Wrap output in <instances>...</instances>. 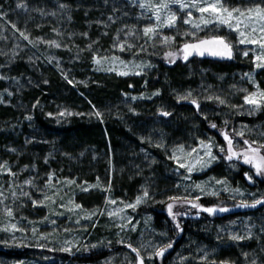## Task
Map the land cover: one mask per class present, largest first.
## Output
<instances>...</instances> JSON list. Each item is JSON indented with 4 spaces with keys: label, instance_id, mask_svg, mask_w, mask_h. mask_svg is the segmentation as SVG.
Wrapping results in <instances>:
<instances>
[{
    "label": "rangeland",
    "instance_id": "rangeland-1",
    "mask_svg": "<svg viewBox=\"0 0 264 264\" xmlns=\"http://www.w3.org/2000/svg\"><path fill=\"white\" fill-rule=\"evenodd\" d=\"M74 1L79 4L75 6V12L80 8L79 11L83 12L81 23L80 18L75 21V12L64 0H0V14H4L0 15V108L8 107L13 115H10V118L18 119L21 114L26 113V120L31 117L28 119L31 121L34 108L40 110L42 107V104L37 102L42 101L46 115L51 119L64 121L73 113L86 117L89 115L79 97L88 101L87 95L94 94L97 88L118 83H123L119 89L121 98L104 102L105 104L100 106V109L112 118L118 119L121 111L134 115L144 102L154 105L156 110L164 109L165 112L171 113L167 107L168 97L171 95L180 100L179 97L189 91L192 98L198 100L201 118L196 119V115L192 114L188 117L180 115L189 128L173 136L171 133L177 132L176 126L167 120V116L165 121H153L154 125L165 126L171 131H165V143L156 141V144L162 145L158 147L159 150L165 151L167 187L152 195L151 186L153 189L157 186L154 181L149 187L145 181H140L141 187L136 193L131 194L125 190L124 197L113 195L111 181L117 170L115 171L110 162L103 170L104 179L98 176L94 181H80L65 179L53 173L43 176L36 168L31 169L22 163L20 154L11 156L0 166V245L25 246L33 250L24 259L2 260L1 263L135 264L136 257L126 246L131 243L146 257L145 264H155L157 257L152 260L147 257L153 254L156 248L165 246L170 237L162 217L156 218L143 206L163 202L170 196L188 197L192 200L199 196L200 199L196 201L198 204L204 207H223L229 211L209 214L183 202H169L174 204L173 213L183 210L194 216L205 217L201 224L202 241L196 243V248L189 243L185 245L187 250L173 252L172 257L169 255V264H209L219 259L231 264H252L253 261L255 264H264V206H239L242 201L251 203L254 199L264 196V185L260 183V179L264 178L253 175L254 183L248 179L243 181L238 176L239 164L251 169L252 167L243 163L242 159L234 158L228 161L227 153L219 150L227 146L222 131L228 132L232 137L236 151H243L247 147L242 142L244 139L264 143V120L251 124L242 119L264 111V108L253 110V106L245 104L243 99L246 94L257 91L256 84L260 90H264V82L260 76L264 69H256L253 63L259 49L255 45H239L237 33L230 32L226 26L210 25L203 30L193 29L190 24L183 23L187 18L186 10H181L175 5L170 9L178 17L175 25L163 26L164 13H161V27L153 40L143 36V28L154 26L158 22L153 12L139 6L142 0H89L83 5L81 0ZM160 2L161 0H152L153 4ZM223 3L230 8L243 7L250 6L255 0H223ZM18 4L25 7H17ZM60 4L68 7L60 9ZM41 10L44 14H41ZM52 12L56 15L49 14ZM199 15L193 10L194 19H198ZM205 15L207 17V14ZM13 24L16 28L12 27ZM20 31L25 32L29 40L36 42L35 46L21 37ZM186 32H195L196 35L186 36ZM207 35L223 36L233 45L234 55L229 73L215 82L213 79L218 76L212 72L214 66L204 65L197 69L201 72L200 76L190 78L189 75L191 76L195 69L193 64L188 65L184 68L188 74L187 82L180 87L166 86L167 95L165 99H161L162 89H150L151 81L156 80L153 75L158 68L152 57L162 53V57L170 59L166 54L177 53L180 47L177 49L176 44L179 42L182 45ZM165 36L175 37V40L164 42L162 38ZM52 40L57 41L61 47L56 48L46 43ZM119 44H125V50L121 51ZM88 45H91L90 49ZM127 45L133 47L128 48ZM244 51L248 52V56L243 55ZM94 57L100 58L99 65L94 62ZM113 57L117 59L113 60ZM182 59L181 54L175 58V62ZM122 71H128L129 74L119 75ZM65 76L73 83L69 84ZM249 76L252 77L251 80ZM30 95L34 106L28 108L22 96L29 98ZM209 96L213 99H207ZM215 97L224 99L226 103L220 104ZM159 99L162 102H159ZM46 100L52 104H45ZM93 110L98 111L95 108ZM61 112L64 115H60ZM204 117L216 120L219 127L206 128L201 121ZM98 119L102 121L101 117ZM225 121L228 123L225 124ZM241 130L245 133L243 137L236 135V132ZM151 133L154 136V130ZM201 140L213 144V155L217 159L211 166L199 170L197 165L188 173L186 169L180 168L175 160L169 158L175 151L182 162H194L198 155H203L199 148ZM152 141L144 137L140 140L149 145ZM180 146H183V153L179 150ZM192 148H197V153L188 156L187 153ZM85 153L81 154L80 158H84ZM98 158L102 159L101 156H95L96 160ZM151 163L153 165L156 162L143 155L142 169H146ZM217 165L221 166L219 170L209 172ZM9 169L14 175L9 174ZM123 171L118 170L119 175H122ZM253 173L254 169L252 173L249 172L250 175ZM217 180L226 183L217 184ZM198 184L206 191L197 189ZM85 188L88 190L84 191ZM145 189L149 193L147 198H143L134 209L126 207L128 204H135L137 197H143ZM235 189H239V193L235 192ZM207 198L213 199L217 205L207 206L203 205V201L200 202ZM113 200L116 201L115 204L111 203ZM77 204L82 207L75 208ZM7 210H11V216ZM121 225L123 227H120ZM96 226L101 229L100 235L94 231ZM232 235L244 236L245 239L234 241L230 239ZM249 235L251 238H248ZM37 249L60 252L72 257L89 250L108 252L98 260L79 263L57 259L51 252L38 254L35 252ZM222 254L225 258L221 257ZM165 255L166 253L163 259Z\"/></svg>",
    "mask_w": 264,
    "mask_h": 264
},
{
    "label": "trees",
    "instance_id": "trees-1",
    "mask_svg": "<svg viewBox=\"0 0 264 264\" xmlns=\"http://www.w3.org/2000/svg\"><path fill=\"white\" fill-rule=\"evenodd\" d=\"M64 1L73 9V12H75V6L78 3L74 0ZM81 1H83L81 4L83 5L89 0ZM256 2H259V0H255V3ZM79 10H81V8L78 9V12H75L74 19L75 21L80 20L79 23H81L83 12ZM207 37L211 36H205V38ZM198 38H204V36ZM180 46V42L176 44L177 49H179ZM152 58L154 62L158 64V68L153 75L156 80L154 79L151 81L150 89H162L163 96L161 99H165V96L167 95L166 86L172 85V87H180L183 83L187 82L188 74L184 68L188 65L193 64L195 69L194 73L191 76L189 75L190 78L200 76L201 72L197 70L199 66H214L212 72L218 76L213 79L215 82L223 79V77L229 73V69L232 68L231 61L219 63L200 58H192L186 62L178 60L171 64L169 63V59L162 57V53L160 55L157 54V56H153ZM260 74L261 79L264 82V70L261 71ZM206 76L208 77V74ZM122 84L123 83H118L97 88L96 91H94V94L87 95L88 101L79 97L87 110V115H89L86 117L80 116L79 113H73L64 121L51 119L46 115L47 113L43 106V101L38 102L42 104L40 110L34 108V114L31 121H28V119L26 120V113L21 114L18 119L10 118V115H12L10 114L11 110L8 107H1L0 166L8 161L11 156H18L20 154L22 163L31 169L36 168L43 174V176H48L53 173L65 179L94 181L98 176L104 179L103 170L110 162L111 165L114 166L115 171L117 170V173H115V176H113V180L111 181L113 195L116 194L118 197H124L123 192L125 190H128V193L131 194L136 193L140 189L139 187H141L140 181L142 183L145 181V184L147 183L148 187L149 185H152L151 182H156L157 186H155L154 189L152 186L150 188L151 195L165 190L167 187V181L165 179V151L163 149L159 150L157 147L159 143L156 144V141H159L160 144L161 142L165 143V131L170 133L171 130L165 128V126L154 125L153 123L156 119L159 121H165V116L161 115V112H165L164 109L156 110L154 105L149 102H144V105L139 107L134 115H130L128 112L120 110L121 113L117 116L118 119L108 116L107 113L100 109V106H103L107 101H116L121 98L119 89ZM31 95L29 98L28 96H22L24 104L28 108L34 106L30 99L32 98ZM73 95L76 96L75 92H73ZM159 102H162V100L159 99ZM45 104L52 103L46 100ZM167 104V107H169V111L171 112V115L167 116V120L172 122L177 130V132L173 131L174 133H171L172 136L179 135L181 134V131H186V129L189 128L186 121H183L180 118V115H187L188 117L189 114H192L196 115V117H194L196 119L197 117L201 118L200 109L197 110L195 106L188 101H180L170 95ZM92 105L102 114V121L96 117ZM242 119L247 120V122L251 124L262 122L264 120V111L258 115L242 117ZM201 121L202 125L206 128H209V123H214L219 127L216 120L212 121L211 119H204ZM152 130H154V136L151 133ZM158 133H160V135H158ZM143 137L145 139L153 140L152 144L149 145L140 142ZM84 153L85 157L80 158V155ZM143 155H147L156 163L153 165L151 163L146 169H142L141 158ZM95 156H101L102 159L99 160L98 158L96 160ZM94 160H96V162ZM220 168L221 166L217 165L209 172L219 170ZM118 170H124L123 174L119 175ZM249 172L252 173L250 167L239 164L238 176L243 181H245V179L247 180L245 173ZM260 183L264 185V179H260ZM202 201L203 205H217L213 199L207 198L200 202ZM169 202L171 201L166 198L163 202L150 203L143 206L144 209L151 212V214H154L156 218L162 217L163 221H165L170 237L167 244H172V247L165 251V259L157 257L154 262L155 264H169L173 252H183L184 249L187 250L188 247L185 245L189 243L196 248V243L202 241L201 224L205 217L202 215L194 216L180 210L173 213L177 216L176 221H173L167 211V204ZM177 222H179L180 227L183 229L182 231L176 228ZM94 231L98 235L101 234V229L97 226ZM32 250L33 249L25 246L0 245V264H2V260L24 259L30 255ZM35 252L38 254H49L51 251L37 249ZM107 252L108 251L106 250H89L84 254L74 257L60 252L51 253L52 255H55L57 259L82 263L103 258L106 256ZM218 257L220 258L219 255ZM221 257L225 258V255L222 254ZM214 262L215 264H231L226 261H220V259L214 260ZM209 264H212V262Z\"/></svg>",
    "mask_w": 264,
    "mask_h": 264
},
{
    "label": "snow or ice",
    "instance_id": "snow-or-ice-1",
    "mask_svg": "<svg viewBox=\"0 0 264 264\" xmlns=\"http://www.w3.org/2000/svg\"><path fill=\"white\" fill-rule=\"evenodd\" d=\"M178 6L181 10H186V19L183 20L184 24H190L191 27L195 30H203V28H207L210 25H215L216 27L226 26L230 32H235L238 35L237 43L239 45H255L256 48L259 49V53L255 55L253 63L255 65L256 69H264V0H259V2L252 3L250 6H237V7H228L223 3V0H161L159 4H153L152 0H142L140 3L141 8H146L148 11L153 12L155 15V19L158 22L154 26H146L143 28V36L148 37L149 39L155 40L158 35V29L161 27V21L162 16L161 13H164L162 24L163 26L167 27H173L177 20V15L172 12L170 9L172 6ZM17 7H25V5L18 4ZM68 6L65 4H60V9H66ZM193 10L198 12L200 15L198 19L193 18ZM41 14H44L41 10ZM50 15L55 16L56 13L52 12L49 13ZM207 14V17L206 15ZM4 15V14H0ZM111 20L112 18L109 17ZM13 28H16V25H12ZM19 31V29H17ZM54 31H56L54 29ZM59 34V33H58ZM106 34V33H105ZM86 35V34H85ZM184 35H192L195 37L196 33H184ZM20 36L23 37L25 40H28L29 43L33 44L35 46L34 41L29 40V37L25 35V32L20 31ZM118 38V37H117ZM164 42L168 41H174L175 37H163L162 38ZM46 43L49 44V46H54L56 48H60L61 45L55 41H47ZM120 50H125L126 45L125 44H119L118 45ZM128 48L133 47L132 45H127ZM88 48H91V45H88ZM143 47L141 46V51H143ZM221 57V58H233V45L226 40L223 36H211L207 38L198 39L195 42H186L182 45V47L179 49L177 53L168 52L166 56L169 59V62L174 63L175 58L180 56L182 54V58L187 61L189 56L192 54H197L200 56H203L205 54ZM244 56H248V52H243ZM107 59V58H104ZM113 60L117 59L115 57L112 58ZM94 62L96 64H100V58L94 57ZM123 64V62H121ZM125 67H127L125 65ZM119 75H128V71H122L118 73ZM140 74V73H135ZM65 79H68L67 76H65ZM249 79L251 80L252 77L249 76ZM47 83V81H45ZM68 83L72 84L73 81L68 79ZM257 91L248 93L244 96V103L247 105L253 106V110H260L264 108V90L259 89V85H255ZM243 91L247 92L246 89H243ZM159 93H155V95H158ZM180 100H189L192 105L195 106L197 110H199L200 105L198 103V100L196 98H192V93L189 91L185 95H182L179 97ZM207 99H213V97L209 96ZM215 99L220 104H225L226 101L220 97H215ZM38 103V102H37ZM71 115L72 113H68ZM251 114V112L249 113ZM51 115V114H49ZM60 115H64L63 112L60 113ZM95 115L100 118L101 113L99 111L95 112ZM161 115L163 116H169L171 113L169 112H161ZM207 119V117H204ZM28 119H31V117H28ZM228 121H225V124H227ZM212 128H216V124L210 125ZM223 135V138L225 141H227L226 148L221 147L219 150L222 153H227L226 159L228 161H232L234 158L239 160L242 159L243 163L248 164L254 169V173L250 175L249 173H245L246 178L249 182L254 183L253 175L256 177H262L264 178V154H262V150H264V143H261L259 141H252L249 142V140L244 139L242 142L247 147L243 151H236L233 147V139L230 137L229 133L226 131H222L221 133ZM244 131L241 130L239 132H236V135L243 137ZM256 145V146H254ZM162 145L158 144L157 147H161ZM199 148L203 152V155H198L194 162H182L181 157L177 156L175 151L173 154L169 157L170 159H173L176 161L178 166L180 168L186 169L188 173H191L197 165L199 166V170H203L204 168H207L211 166V163L217 159L215 155H213V144L211 142H205L201 140L199 142ZM180 152L183 153V146H180ZM193 153H197V148H192L187 155L191 156ZM9 174L14 175V173H11V170L9 169ZM190 178V177H188ZM69 183H74V181H69ZM217 184H225V181L217 180ZM49 184H51V178H49ZM196 188L199 189L201 192H205V188L201 185H196ZM84 191H87L88 189H83ZM227 190V189H225ZM235 192L239 193V189H235ZM24 195H28V193H23ZM206 194L216 195V192H211ZM242 195V193H240ZM0 195H2V192H0ZM13 195H15L13 193ZM255 195V194H252ZM149 196L148 191L145 189L143 192V197H137L135 204H128L126 207L129 208H135L136 205L140 204L143 198H147ZM170 201L174 202H183L184 204L190 205L192 208H197L200 211L207 212L209 214H215L218 211L219 212H227L229 209L227 208H216V207H204L200 204H198L196 201L200 199L199 196L195 198V200L189 199L188 197H180V196H170L168 197ZM35 204V202H33ZM111 203L115 204L116 201H111ZM257 205L264 206V196H261L259 198L254 199L251 203L242 201L239 205L240 207L244 208H255ZM81 205H75V208L79 209L81 208ZM173 203L167 204V211L168 214L172 217L173 221H176L177 216L176 214H173ZM70 211L72 209H69ZM8 215L11 216L12 212L11 210H7ZM111 215V214H110ZM90 218V217H86ZM13 227H15L13 225ZM120 227H123L121 225ZM176 228L183 230L180 227L179 222L176 223ZM35 231V229H34ZM248 238H251L250 235ZM230 239L237 241V240H243L245 239L244 236L239 235H232ZM121 243H124V241H120ZM133 253H135L136 261L135 264H145L146 257L141 255L140 249L133 247L131 243L126 245ZM172 247L171 243H168L165 246L158 247L154 250V253L149 255L147 257L148 260H152L154 257H163L165 254V251L167 249H170ZM68 249H65L67 251ZM246 255V254H245ZM206 258V257H205ZM212 264H215L213 261ZM252 264H255V261L252 262Z\"/></svg>",
    "mask_w": 264,
    "mask_h": 264
},
{
    "label": "water",
    "instance_id": "water-1",
    "mask_svg": "<svg viewBox=\"0 0 264 264\" xmlns=\"http://www.w3.org/2000/svg\"><path fill=\"white\" fill-rule=\"evenodd\" d=\"M195 41H191V42H195ZM182 45L180 46V48L182 47ZM192 58H200V59H203V60H209V61L219 62V63L229 62V61H231L233 59V58L228 59V58L216 57V56L208 55L207 53L205 55H203V56H200V55H197V54H192V55L189 56L188 60L192 59ZM182 61L186 62L184 59H182Z\"/></svg>",
    "mask_w": 264,
    "mask_h": 264
}]
</instances>
